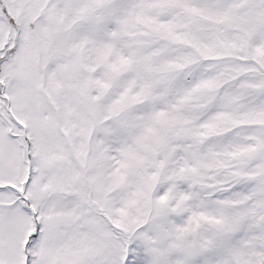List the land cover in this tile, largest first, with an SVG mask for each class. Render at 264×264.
Masks as SVG:
<instances>
[{
	"label": "snow or ice",
	"instance_id": "6c2138e0",
	"mask_svg": "<svg viewBox=\"0 0 264 264\" xmlns=\"http://www.w3.org/2000/svg\"><path fill=\"white\" fill-rule=\"evenodd\" d=\"M0 264H264V0H0Z\"/></svg>",
	"mask_w": 264,
	"mask_h": 264
}]
</instances>
